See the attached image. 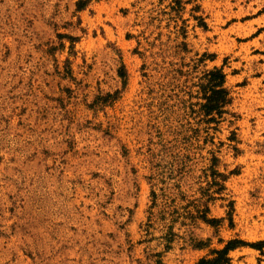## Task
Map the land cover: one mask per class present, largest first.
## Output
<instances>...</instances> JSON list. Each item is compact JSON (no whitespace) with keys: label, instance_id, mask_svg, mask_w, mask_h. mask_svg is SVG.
I'll list each match as a JSON object with an SVG mask.
<instances>
[{"label":"rangeland","instance_id":"374dc122","mask_svg":"<svg viewBox=\"0 0 264 264\" xmlns=\"http://www.w3.org/2000/svg\"><path fill=\"white\" fill-rule=\"evenodd\" d=\"M76 1L0 0V264H264V0Z\"/></svg>","mask_w":264,"mask_h":264},{"label":"trees","instance_id":"16d2710c","mask_svg":"<svg viewBox=\"0 0 264 264\" xmlns=\"http://www.w3.org/2000/svg\"><path fill=\"white\" fill-rule=\"evenodd\" d=\"M91 1L99 0H77L75 2L76 11L84 9ZM201 79L203 83L200 84V87L202 89V98L204 102L200 104V109L207 116L214 112L220 115L223 112L222 108L230 102L228 91L224 87V73L221 69L214 67L206 71ZM210 119L212 120L214 118ZM207 221L208 220H206V222ZM242 244L243 242L241 240L230 239L225 243L223 248L213 250L210 257H201L197 259L194 264H229V250Z\"/></svg>","mask_w":264,"mask_h":264}]
</instances>
